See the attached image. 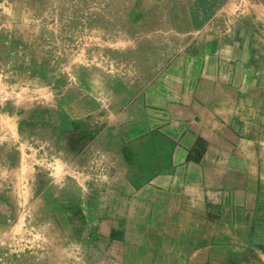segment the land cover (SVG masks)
<instances>
[{
  "label": "crops",
  "instance_id": "crops-1",
  "mask_svg": "<svg viewBox=\"0 0 264 264\" xmlns=\"http://www.w3.org/2000/svg\"><path fill=\"white\" fill-rule=\"evenodd\" d=\"M226 7L139 91L119 81L49 106L0 91V230L46 158L53 176L91 153L97 124L118 262L264 264V3Z\"/></svg>",
  "mask_w": 264,
  "mask_h": 264
},
{
  "label": "rangeland",
  "instance_id": "rangeland-1",
  "mask_svg": "<svg viewBox=\"0 0 264 264\" xmlns=\"http://www.w3.org/2000/svg\"><path fill=\"white\" fill-rule=\"evenodd\" d=\"M245 3L264 0H0L2 98L21 87V97L44 106L52 96L70 103L119 81L139 91L194 45L218 7L241 12ZM91 126V153L59 165L57 183L46 158L36 185H25L31 200L0 230V264H122L116 219L105 215L110 202L97 199L105 186L97 177L108 168L92 144L98 125Z\"/></svg>",
  "mask_w": 264,
  "mask_h": 264
}]
</instances>
